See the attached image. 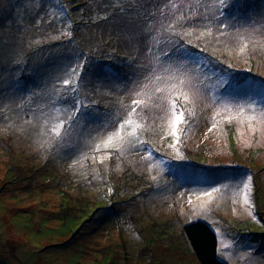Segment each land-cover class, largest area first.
<instances>
[{"label": "rangeland", "instance_id": "374dc122", "mask_svg": "<svg viewBox=\"0 0 264 264\" xmlns=\"http://www.w3.org/2000/svg\"><path fill=\"white\" fill-rule=\"evenodd\" d=\"M216 1L165 0L65 86L87 41L64 2L0 0V264H200L196 220L221 259L264 264V0Z\"/></svg>", "mask_w": 264, "mask_h": 264}, {"label": "trees", "instance_id": "16d2710c", "mask_svg": "<svg viewBox=\"0 0 264 264\" xmlns=\"http://www.w3.org/2000/svg\"><path fill=\"white\" fill-rule=\"evenodd\" d=\"M60 1L64 2L61 8V13L64 16L61 21L62 27L65 28L66 26V29L73 34V38L78 37L79 40L83 38L87 41L86 43L81 42V44L75 45L71 49V53L68 54V56H70L69 59L74 60L76 65L85 59L82 63V65H84L82 69L85 70L90 66L87 65L90 60H98L97 63H99L113 57V55L110 54L111 48H108V45L114 42V40H116V46L118 45V47L119 44H121L123 48H127L126 44H133V41L134 44L139 47L140 43L149 36L152 31L144 29L143 26L157 21L154 12L156 9H160L163 6L165 0H95V6L98 11H95L93 8L94 0ZM218 3L219 0L214 2L212 10ZM107 13L110 16L107 17ZM182 18L183 17H179L173 21H181ZM188 21L191 23V19L185 20V23L189 25ZM95 29L99 32V36H95L98 33L94 34ZM93 37L98 39L96 40ZM63 40L68 41L70 39L64 38ZM106 40L109 42L101 46V43ZM97 46H99V48H97ZM93 48L94 50L97 48L96 51L103 50L104 53L110 55L99 60L97 59L98 55L91 53V49ZM126 55H128V53H126ZM52 66L55 67L56 63L52 64ZM97 70L102 71L100 65L97 66ZM90 80H92V77H90ZM97 209L94 211L96 212ZM80 229H82V227H80ZM184 230L200 264H229L219 257L218 235L207 221L196 220L187 223L184 226Z\"/></svg>", "mask_w": 264, "mask_h": 264}, {"label": "snow or ice", "instance_id": "6c2138e0", "mask_svg": "<svg viewBox=\"0 0 264 264\" xmlns=\"http://www.w3.org/2000/svg\"><path fill=\"white\" fill-rule=\"evenodd\" d=\"M226 3H227V0H219L220 6H224ZM67 34L70 35V33H67ZM241 51H243V49H241ZM81 67H82L81 65H78L77 67L72 68L69 71L68 75H69L70 78L69 79H65L63 81L65 86L74 84L75 77L77 75H79V69ZM157 79H159V77H157ZM145 87H147V85H145ZM156 91H161V90L160 89H156ZM133 103L135 105H139L140 101L137 100V101H134ZM171 108L174 111V113L176 114L177 123L186 122V121L182 120V117H183L184 113H183V111L181 109L177 108V105H176L175 101L171 102ZM76 111H78V109ZM132 111L135 112L136 109L133 108ZM261 115L264 116V113H261ZM129 116H131V113H129ZM249 119L251 120L252 118L249 117ZM130 125H131V120L130 119H126L123 123H121L119 125V129L117 131H115V132H113V133L108 135L107 141H105V143H104V147L107 148L112 143L114 137L118 138L121 141V143H122L123 142V137L121 136V131L124 130L126 128V126H130ZM173 132H175V125L173 126ZM134 134H135V129H133V133H131L130 135H134ZM57 135H59L58 132H57ZM96 147H97V150H99L100 145L98 144ZM150 155L151 154H149V156ZM250 180H251V177L246 178L245 182H243V184L241 186V191L244 192V203L246 205H248L249 214H252V212H251L252 202H251L250 197L247 194L248 190L250 188V184H249ZM220 191H221L220 188H213L212 192H206V193H204V195L208 196L209 198H211L213 192H220ZM198 199H199V197H198ZM253 218H255V217L253 216Z\"/></svg>", "mask_w": 264, "mask_h": 264}]
</instances>
